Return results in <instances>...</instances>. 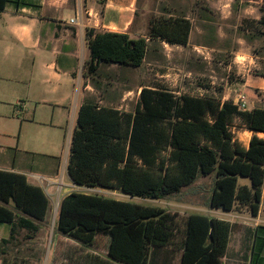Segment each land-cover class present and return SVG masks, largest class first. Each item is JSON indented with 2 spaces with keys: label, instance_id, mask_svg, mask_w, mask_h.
I'll return each instance as SVG.
<instances>
[{
  "label": "trees",
  "instance_id": "1",
  "mask_svg": "<svg viewBox=\"0 0 264 264\" xmlns=\"http://www.w3.org/2000/svg\"><path fill=\"white\" fill-rule=\"evenodd\" d=\"M8 1L0 0V12ZM244 28L264 35V15ZM192 29V20L184 15L150 19L147 34L137 37L88 28L90 57L84 75H97L105 64L140 67L150 40L187 45ZM237 130L253 132L248 146L238 140ZM258 133L264 134V105L242 107L233 99L143 85L134 111L91 99L81 104L67 173L80 186L152 199L171 198L199 176H212L211 208L257 215L264 187V136ZM241 178H249L250 184ZM49 209L50 198L41 185L23 172L0 168V222L11 226L10 237L0 239V254L18 230H40ZM178 216L155 205L72 191L61 201L53 240L57 237V248L67 237L99 249L91 254V264L104 263L100 253L123 264H173L179 251L180 264H224L234 225L190 213L178 244Z\"/></svg>",
  "mask_w": 264,
  "mask_h": 264
},
{
  "label": "rangeland",
  "instance_id": "2",
  "mask_svg": "<svg viewBox=\"0 0 264 264\" xmlns=\"http://www.w3.org/2000/svg\"><path fill=\"white\" fill-rule=\"evenodd\" d=\"M138 14L133 36L147 34L150 19L160 16L184 15L193 22L189 44L179 45L150 40V50L140 67L103 65L97 75L86 77L81 63L82 85L89 84L87 100L134 111L143 85L164 84L176 94L213 95L237 100L240 93L248 98L247 107L264 105V89H252L245 84L258 85L264 74V35L244 28L264 15V0H137ZM38 84L41 73L34 74ZM38 75V76H37ZM66 80V77L64 78ZM40 85V84H39ZM77 87L74 83H59L56 99L49 105L29 99L25 105L18 100L0 104V168L25 173L33 183L41 185L50 198L47 221L43 226L51 234L50 248L63 197L72 191L99 193L119 199L162 207L177 212L179 233L184 236L185 219L190 213L228 218L222 209L211 208L212 176H199L193 184L168 199L133 197L117 190L80 186L67 173V159L72 131L76 124L72 107ZM83 87V86H82ZM67 96L62 101V96ZM53 121V122H52ZM238 140L245 146L248 131L237 130ZM241 183L250 184L249 178ZM9 224L0 222V235L9 233ZM20 229L18 232H25ZM68 252L88 250L73 241L63 244ZM99 253V249H91ZM94 254V253H93ZM103 264L118 263L100 253ZM179 251L173 264H180Z\"/></svg>",
  "mask_w": 264,
  "mask_h": 264
},
{
  "label": "crops",
  "instance_id": "3",
  "mask_svg": "<svg viewBox=\"0 0 264 264\" xmlns=\"http://www.w3.org/2000/svg\"><path fill=\"white\" fill-rule=\"evenodd\" d=\"M137 14V0H106L104 4L100 0H9L0 12V104L18 100L19 105H25V101L32 99L49 105L56 99L59 83L77 80L72 107L77 118L81 104L87 100V90L91 89L81 82V63L90 57L86 30L97 28L132 35ZM72 18L78 21L73 23ZM38 71L41 78L34 84ZM261 78L258 85L245 84L250 90L264 89V76ZM67 96L70 95L61 100ZM248 132L250 140L253 132ZM224 213L228 218H218L235 227L230 233L224 264H264V187L257 215L246 209ZM43 224L37 232H17L0 254V264H91L95 251L87 248L82 254L79 248L69 253L60 248L68 241L81 245L77 240L66 237L58 248H50L51 234ZM10 234L11 226L0 239L9 238Z\"/></svg>",
  "mask_w": 264,
  "mask_h": 264
},
{
  "label": "built area",
  "instance_id": "4",
  "mask_svg": "<svg viewBox=\"0 0 264 264\" xmlns=\"http://www.w3.org/2000/svg\"><path fill=\"white\" fill-rule=\"evenodd\" d=\"M78 21V18H72L71 22L76 23ZM237 102L242 106H247L248 98L245 93H240L237 98Z\"/></svg>",
  "mask_w": 264,
  "mask_h": 264
}]
</instances>
